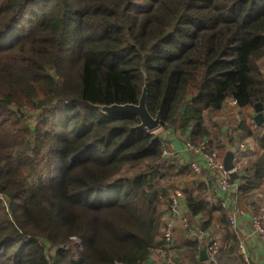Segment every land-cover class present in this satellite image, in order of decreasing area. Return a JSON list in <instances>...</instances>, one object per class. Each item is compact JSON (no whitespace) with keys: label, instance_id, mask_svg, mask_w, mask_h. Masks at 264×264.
<instances>
[{"label":"trees","instance_id":"trees-1","mask_svg":"<svg viewBox=\"0 0 264 264\" xmlns=\"http://www.w3.org/2000/svg\"><path fill=\"white\" fill-rule=\"evenodd\" d=\"M263 61L264 0H0V264H150L161 198L177 181L188 183L191 217L216 210L210 176L164 159L162 133L208 140L222 161V128L204 117L226 118L228 100L264 108ZM145 85L160 132L99 109L137 105ZM237 130L261 150L236 180V203L249 206L264 180V134L242 118ZM227 238L219 262L221 251L239 254Z\"/></svg>","mask_w":264,"mask_h":264},{"label":"crops","instance_id":"crops-1","mask_svg":"<svg viewBox=\"0 0 264 264\" xmlns=\"http://www.w3.org/2000/svg\"><path fill=\"white\" fill-rule=\"evenodd\" d=\"M264 63V61H263ZM226 118L221 121L216 119H209L206 116L205 124L211 127L212 124H218L222 128V135L220 137L221 141L227 148V151L231 148L237 147L238 149H242L234 155V165L238 168L235 172L237 176H241L246 167H248L253 160L256 159L257 156L260 155L261 150L258 146V143L248 138L244 133L237 130V125L240 119H244L246 125L250 128L253 133H261L263 134L264 128L257 127L253 123L254 112L253 108H243L238 111L235 108V102L233 100L227 101V111ZM264 116V111H263ZM162 136L167 141V151L172 155L168 157V161L177 164V161L182 157L183 159H188V153L183 152V145L186 141V138L181 136L179 132H163ZM232 139L234 144L232 147L229 146V140ZM180 156V157H179ZM206 174V172L204 173ZM237 177V178H238ZM209 186L208 195L206 197L209 202L210 208H215L216 210L211 212L209 215L201 214L195 217H191L188 211L186 210L184 199L182 196V191L188 187L187 182L177 181L174 184V189L168 197H170L173 193L178 192L180 194L179 203L181 206V211L187 216L188 219V228H185L178 220H172L173 224V252H172V260L173 264H191L188 263L187 255H190V249L187 246V243L193 240L199 232L202 233V237L199 239V244L202 246H206L211 241H217L220 246H222V250H230L233 243L231 241L227 242V235L232 236L236 239L237 248L243 249L247 258L249 259L251 264H264V245L259 241L258 237L254 234V229L251 225V208H254V212L258 210V208L264 205V180L255 193H253V205L244 206L243 204H237L235 199V192L240 185L239 181L235 179L233 185V189L231 191V196L227 197V202L230 206L234 203L237 204L243 211L244 215L239 218L238 224L236 228H230L227 224L226 218L223 220L222 215L225 216V211L220 207V202L222 199V195L219 192L218 186L215 181H211V179H205ZM167 197V198H168ZM161 210L163 212L162 220L164 222H168L171 220L168 212L166 211V205L162 204ZM208 223L205 231L199 230V227L202 224ZM198 240V238L196 239ZM236 251V248H235ZM158 250H155L150 256V264H162L158 258ZM200 252V249H199ZM220 256V262L217 261V264H242L240 258H242L240 252L239 254L231 255V253H225ZM199 258V253L198 257ZM175 260L177 263H175ZM243 261V258H242ZM200 264H206L201 263Z\"/></svg>","mask_w":264,"mask_h":264},{"label":"built area","instance_id":"built-area-1","mask_svg":"<svg viewBox=\"0 0 264 264\" xmlns=\"http://www.w3.org/2000/svg\"><path fill=\"white\" fill-rule=\"evenodd\" d=\"M242 149V146L240 147ZM183 152L188 153L189 158L180 159L177 164L188 166L190 170L196 175L201 176L203 173H207L211 180L215 181L222 199L220 207L226 212L225 218L230 228H236L238 220L244 215V211L237 205H229L227 197L231 196L233 189L232 183L229 181V173L224 171L222 161L219 160L216 151H211L208 148V140L202 141L199 145L194 146L189 142H184ZM241 149H238L240 151ZM172 154L167 150L162 152V157L168 159ZM238 168L234 165V171ZM180 194L178 192L173 193L170 197L161 198V205H166V211L168 212L171 220L164 222L160 239L162 241V247L158 250V258L162 264H173L172 252H173V224L172 220H178L185 228H188L187 216L181 211L179 203ZM0 200L4 202L2 195L0 194ZM251 225L254 229V234L258 237L259 241L264 245V206H260L258 210L254 212V208H251ZM196 237L200 239L202 233L199 232ZM71 242L78 247L81 246V241L77 238L72 237ZM63 246L62 248H65ZM219 250V244L217 241H211L205 246L206 252V264H217V253ZM239 252L243 258L245 264H251L247 255L243 249H239Z\"/></svg>","mask_w":264,"mask_h":264},{"label":"water","instance_id":"water-1","mask_svg":"<svg viewBox=\"0 0 264 264\" xmlns=\"http://www.w3.org/2000/svg\"><path fill=\"white\" fill-rule=\"evenodd\" d=\"M146 96H147V87L146 85L142 89V94L140 96L139 102L137 105H112V106H104L99 107V109L105 113L106 115L111 114H124V113H130L134 114L138 117L140 124L136 127V129L140 130H146L148 132H155L159 129V116H156L155 118H152L147 110H146ZM264 108L261 104H255L253 106V123L257 127H263L264 128V116H263ZM264 134V131H263ZM238 148L234 147L229 149L222 160V165L224 168V171L229 173L230 178L233 180L237 179V174L234 171V155L237 152ZM206 252H205V246H202L200 248L199 252V261L201 263L206 262Z\"/></svg>","mask_w":264,"mask_h":264},{"label":"rangeland","instance_id":"rangeland-1","mask_svg":"<svg viewBox=\"0 0 264 264\" xmlns=\"http://www.w3.org/2000/svg\"><path fill=\"white\" fill-rule=\"evenodd\" d=\"M31 125H33V124H31ZM157 132H160V130L158 129ZM262 206H264V205H262ZM44 248H45L46 254L48 255L50 253V246H47L46 244H44Z\"/></svg>","mask_w":264,"mask_h":264}]
</instances>
